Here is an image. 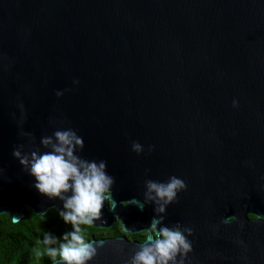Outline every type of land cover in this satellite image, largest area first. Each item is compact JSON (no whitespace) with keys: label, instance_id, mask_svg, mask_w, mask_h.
<instances>
[{"label":"water","instance_id":"95a60500","mask_svg":"<svg viewBox=\"0 0 264 264\" xmlns=\"http://www.w3.org/2000/svg\"><path fill=\"white\" fill-rule=\"evenodd\" d=\"M67 127L115 177L92 227L148 234L154 205L131 201L175 175L164 223L193 229L186 264H264V0H0V214L63 209L12 152L21 129L35 148ZM145 239L92 238L90 264H127Z\"/></svg>","mask_w":264,"mask_h":264},{"label":"clouds","instance_id":"9594fccd","mask_svg":"<svg viewBox=\"0 0 264 264\" xmlns=\"http://www.w3.org/2000/svg\"><path fill=\"white\" fill-rule=\"evenodd\" d=\"M79 83V81H73ZM63 91H57L56 96H63ZM233 107H238V101L233 100ZM21 110L20 124L24 122V105ZM14 115V114H13ZM22 136L28 138V150L25 144L14 147L12 155L19 161L23 169L35 179L34 187L48 198H59L63 209L59 211L65 224L72 228L57 237L47 231L40 242L43 252L50 258L52 264H90L96 257L97 249L103 246V241L87 239L82 226L93 225L101 220L105 201L111 199L109 193L115 184V177L107 171L104 160H87L78 153L84 148V140L71 127L59 128L51 136L40 139L41 147L32 148L34 137L21 129ZM132 151L138 155L144 151L143 146L132 142ZM149 151L153 146H149ZM3 169H0V173ZM144 199H133L131 203L141 210L145 204L154 205L155 217L150 223L145 242L130 258L127 264H186L188 254L193 251V229L177 222L173 226L164 223L166 209L177 202L178 194L186 191L185 181L175 175L166 182L151 179L145 181ZM20 221L12 217V223ZM243 244L242 240H237ZM40 255V253H37Z\"/></svg>","mask_w":264,"mask_h":264},{"label":"trees","instance_id":"16d2710c","mask_svg":"<svg viewBox=\"0 0 264 264\" xmlns=\"http://www.w3.org/2000/svg\"><path fill=\"white\" fill-rule=\"evenodd\" d=\"M71 228V224H65L56 209H50L46 214H34L31 209H26L25 216L16 224L12 223L10 214H0V264L51 263L40 243L44 233L49 231L60 237ZM82 228L89 240L105 237L107 234L117 235L115 227L98 229L90 225ZM130 237L143 241L146 234H131Z\"/></svg>","mask_w":264,"mask_h":264},{"label":"flooded vegetation","instance_id":"af4514ba","mask_svg":"<svg viewBox=\"0 0 264 264\" xmlns=\"http://www.w3.org/2000/svg\"><path fill=\"white\" fill-rule=\"evenodd\" d=\"M253 216V215H252ZM250 217V215H249ZM254 217V216H253ZM253 217H250V218H253ZM117 225V226H116ZM116 228V231H117V235H112V234H107V235H104L105 237H119V236H122V237H126L127 239L129 240H133L134 238H131L130 235L132 233L130 232H127L123 229L122 227V224L119 220H116L114 225L111 227V228H98V229H112V228ZM147 234L146 232H140V233H137V234ZM134 235V234H132ZM137 240V239H136Z\"/></svg>","mask_w":264,"mask_h":264}]
</instances>
